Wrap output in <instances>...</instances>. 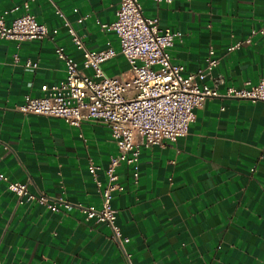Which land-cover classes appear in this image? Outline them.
Listing matches in <instances>:
<instances>
[{
    "label": "crops",
    "instance_id": "0c3cea01",
    "mask_svg": "<svg viewBox=\"0 0 264 264\" xmlns=\"http://www.w3.org/2000/svg\"><path fill=\"white\" fill-rule=\"evenodd\" d=\"M139 1L147 17L178 32L169 52L186 74L205 68L213 51L219 62L204 81L212 86L213 77L222 75L220 93L264 78V39L253 33L264 24V0ZM120 2L0 0L7 24L30 12L50 30L58 29L44 39L0 36V172L7 178L0 181V262L125 264L129 254L133 264H264L263 101L209 98L195 109L186 135L142 147L133 164H122L117 170L122 188L112 200L120 241L106 223L75 206L102 207L105 169L118 153L112 128L92 120L71 126L62 118L18 110L27 95L41 96L44 84L65 79L57 46L94 74L83 67L66 21L89 50H120L116 32L103 26L116 20ZM28 60L38 67L28 69ZM103 68L120 76L130 64L119 53ZM91 165L99 166L101 186ZM10 182L73 206L52 211L21 201Z\"/></svg>",
    "mask_w": 264,
    "mask_h": 264
},
{
    "label": "built area",
    "instance_id": "2783aa9c",
    "mask_svg": "<svg viewBox=\"0 0 264 264\" xmlns=\"http://www.w3.org/2000/svg\"><path fill=\"white\" fill-rule=\"evenodd\" d=\"M65 26L77 48L82 51L83 67L92 68L94 74H86L64 47L57 46L56 53L67 67L65 79L58 84H44L41 96L27 95L18 110L27 115L62 118L71 126H80L84 121L92 120L112 128L118 153L105 169L107 184L100 189L102 207L75 206L87 218L96 217L98 221L106 223L113 237L120 241L122 232L117 221V210L112 205L114 192L122 188L118 168L124 163L133 164L142 147L150 148L165 141L176 142L186 135L195 118V109L209 98L229 97L264 102V78L255 84L248 82L242 87L232 86L224 94L220 93L219 86L224 80L222 75L213 77L212 86L204 81L219 62V58L213 56V51H210L205 68L186 74L182 65L172 62L169 52L178 32L162 28L159 18L147 17L139 0H121L116 20L103 24L118 35L119 51L114 47L101 51L89 50L82 36L68 21ZM57 32L58 29L50 30L30 12L17 17L11 24L0 17V36L7 39H44ZM253 33L261 34L264 39V24ZM239 45L240 42L231 45L229 52ZM119 53L127 58L130 70L125 75L109 76L103 64ZM25 66L33 70L38 67V62L28 60ZM98 169L99 166H89L96 183L101 186ZM135 175L138 173L135 172ZM5 179V174L0 172V181ZM9 188L21 201H36L52 211L71 209L73 206L61 197L54 199L44 192L32 193L26 183L10 182ZM127 257L125 264H133L129 254Z\"/></svg>",
    "mask_w": 264,
    "mask_h": 264
}]
</instances>
